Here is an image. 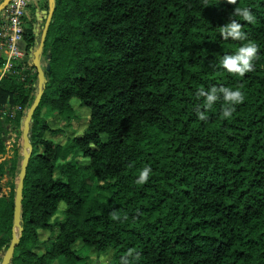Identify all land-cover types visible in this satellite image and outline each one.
I'll return each instance as SVG.
<instances>
[{
  "label": "trees",
  "instance_id": "16d2710c",
  "mask_svg": "<svg viewBox=\"0 0 264 264\" xmlns=\"http://www.w3.org/2000/svg\"><path fill=\"white\" fill-rule=\"evenodd\" d=\"M242 4L253 21L235 15ZM43 10L49 0L25 17L32 69ZM232 19L258 45L253 70L243 77L220 63L247 42L222 36ZM43 58L48 83L32 121L24 232L11 264L80 263L92 252L110 254L108 264H264V0H57ZM6 60L0 50V71ZM213 85L244 93L230 118L222 115V98L205 109V97L197 96ZM38 93L37 73L0 81V107L26 110L12 122L0 119V155L10 130L18 133L11 158L0 162L5 253L13 243L22 132ZM75 100L90 118L71 140L78 156L61 164L66 146L47 133L63 130L52 128L42 111L70 122ZM145 166L149 179L137 184ZM91 181L101 198L93 197Z\"/></svg>",
  "mask_w": 264,
  "mask_h": 264
},
{
  "label": "clouds",
  "instance_id": "9594fccd",
  "mask_svg": "<svg viewBox=\"0 0 264 264\" xmlns=\"http://www.w3.org/2000/svg\"><path fill=\"white\" fill-rule=\"evenodd\" d=\"M228 2L235 3V0H228ZM235 15H239L247 21L254 20V16L250 12L249 8L244 4L235 9ZM221 34L225 39L231 37L233 40L247 41L246 43H243L235 53H226L220 61L221 65L228 72L239 74V76L243 77L246 72L253 70L254 66L251 61L257 55V43L252 40H247V33L242 30L241 23L235 19H232L230 23H227L224 26ZM218 93H222V97ZM197 96L205 97L203 102L205 109L212 108L213 104L222 98L225 102L222 112L224 118H230L235 110V106L243 102L245 99V95L240 87L233 89L227 86H220L218 89L215 85L211 86L207 91L203 88L199 89ZM197 114L200 120H207L208 118L206 111H201L199 108H197ZM151 171L152 169L150 166H145L139 170L136 183L143 184L147 182ZM61 207H63V204Z\"/></svg>",
  "mask_w": 264,
  "mask_h": 264
},
{
  "label": "built area",
  "instance_id": "2783aa9c",
  "mask_svg": "<svg viewBox=\"0 0 264 264\" xmlns=\"http://www.w3.org/2000/svg\"><path fill=\"white\" fill-rule=\"evenodd\" d=\"M31 0H12L4 15V24L0 25V50L7 52V60L0 71V81L15 74L26 81L34 71L27 63V52L23 47L25 32V17ZM21 105L6 103L0 107V119L14 121L20 114L25 113ZM18 133L11 129L8 134V147L0 160L10 158ZM6 156L9 157L6 159Z\"/></svg>",
  "mask_w": 264,
  "mask_h": 264
},
{
  "label": "water",
  "instance_id": "95a60500",
  "mask_svg": "<svg viewBox=\"0 0 264 264\" xmlns=\"http://www.w3.org/2000/svg\"><path fill=\"white\" fill-rule=\"evenodd\" d=\"M11 1L12 0H4L0 4V13L3 11V9L8 7ZM56 3H57V0H51L49 11L44 12V15H46V21H45L44 29L42 32V38H41L39 48L34 55L35 56L34 57V67L38 73L40 90H39V93L33 105L28 111V114H27V117L24 123L23 132H22L24 147L26 151H25V157H24V161H23V165L21 169L19 183L16 188V199H15V208H14V225H13V243L11 244L10 248L6 251L2 264H11L12 259L15 255V251L21 242L22 234L24 232L21 208H22L25 180L27 177L30 160L33 156V150H34V147L30 140V133L32 130V121H33L34 115L36 111L38 110V108L40 107V104L42 102L43 96L47 88L48 80L46 78L42 60H43L44 48H45L47 36L49 33V29L53 22V17L56 11ZM49 58H51V55H49ZM49 69H50V66L48 65V70Z\"/></svg>",
  "mask_w": 264,
  "mask_h": 264
},
{
  "label": "rangeland",
  "instance_id": "374dc122",
  "mask_svg": "<svg viewBox=\"0 0 264 264\" xmlns=\"http://www.w3.org/2000/svg\"><path fill=\"white\" fill-rule=\"evenodd\" d=\"M28 12V10H27ZM27 14V13H26ZM40 22L42 23L44 20L43 16H40ZM46 21V20H45ZM40 28V25L38 26ZM35 57V56H34ZM48 65L47 59L43 58V66L46 67ZM32 71L33 76L37 73L36 69H33ZM38 74V73H37ZM40 90V87H39ZM74 105L76 108V117L71 120L70 122H64L59 115L56 113H52L48 108H44L42 111V115L47 118L54 129H62L63 133L60 134H52V133H47V138L52 139L56 143H62L65 144L66 146V156L63 160L60 161V163H64L65 161L72 160L73 158H76L78 154L76 153L75 148L71 147V140L73 137L77 134H82L85 128L88 125L89 118H90V112L86 108H82L80 106V103L78 101H74ZM14 150V149H13ZM25 147L23 149V154H25ZM9 158L6 156V159ZM4 159H1L0 162H3ZM9 180L10 178L8 176H5L4 179L2 180V192L6 195L9 194L10 192V187H9ZM91 189H92V194L93 197H98L101 198L102 192L98 189V183L95 181L90 182ZM64 209L61 207L60 212L57 216L61 215L62 210ZM42 237L45 239L48 236L47 232H43ZM5 252L0 249V256H5ZM110 260V254H104V255H97L96 252H92L90 254V260H86L84 262L80 263H71V264H108ZM52 264H69L64 262L63 260L56 261Z\"/></svg>",
  "mask_w": 264,
  "mask_h": 264
},
{
  "label": "crops",
  "instance_id": "0c3cea01",
  "mask_svg": "<svg viewBox=\"0 0 264 264\" xmlns=\"http://www.w3.org/2000/svg\"><path fill=\"white\" fill-rule=\"evenodd\" d=\"M39 1H41V0H31V4H30V6H29V8L27 9L28 10V12H27V14H26V17H27V19H29L30 18V16H31V11H32V8L34 7V6H36L38 3H39ZM50 4H51V0H49V8H50ZM44 12H45V10H43V11H41V12H37V19L39 20L40 19V16H43L44 17V20L46 19V15H44ZM40 21V20H39ZM39 26V25H38ZM25 46V44L23 43V47ZM45 68V67H44ZM12 153H13V151L11 152V155H10V158H11V156H12ZM9 158V159H10Z\"/></svg>",
  "mask_w": 264,
  "mask_h": 264
},
{
  "label": "flooded vegetation",
  "instance_id": "af4514ba",
  "mask_svg": "<svg viewBox=\"0 0 264 264\" xmlns=\"http://www.w3.org/2000/svg\"><path fill=\"white\" fill-rule=\"evenodd\" d=\"M3 258H4V256H0V264H2V261H3Z\"/></svg>",
  "mask_w": 264,
  "mask_h": 264
}]
</instances>
